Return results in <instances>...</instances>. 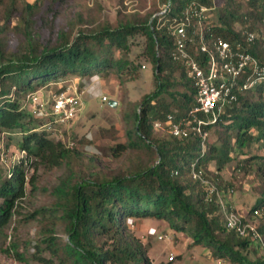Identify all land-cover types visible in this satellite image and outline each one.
<instances>
[{"label": "trees", "instance_id": "obj_1", "mask_svg": "<svg viewBox=\"0 0 264 264\" xmlns=\"http://www.w3.org/2000/svg\"><path fill=\"white\" fill-rule=\"evenodd\" d=\"M164 1L167 12L162 10L147 22L80 31L74 39L65 37L42 49L31 44L27 52L2 58L0 132L23 133L19 148L26 155L11 167L8 178L2 180L0 173V239L12 220L17 201L26 196L28 167L60 166L73 152L49 130L40 132L32 126L39 116L31 112L27 96L36 90L35 83L42 85L69 75L87 79L121 77L130 63L116 57L113 47L126 48L130 36L142 34L146 40L143 55L154 67L157 86L130 110L129 142L116 144L112 154L118 156L127 148H140L154 159L122 173L102 177L93 173L91 177L58 186L69 241L59 243L54 235L45 237L46 247L56 261L43 259L46 264H153L146 246L131 230L129 220L155 217L188 233L195 244L211 247L217 257L228 258L234 264H264L260 245L226 226L217 195L208 196V185L192 176L193 164L209 178L212 163L221 171L241 154L248 155L241 165L245 167L247 162L254 161L264 183V81L255 92L251 88L239 91L238 101L227 105L217 122L204 126L209 132L205 151L198 134L157 136L153 128L154 121L165 119L169 113L179 120L189 119L196 104L194 80L172 58L175 44L169 26L175 18L194 3L215 7L220 22L207 21V33L232 42L245 41L247 32L258 30L256 22H264V0ZM236 22L243 23L245 30H236ZM28 35L31 38L29 31ZM246 48L264 66V45L260 40L256 37ZM213 135L217 139L212 142ZM255 143H259L262 152L249 156L248 149ZM218 187L225 197L231 193L220 183ZM262 204L259 198L245 216H251ZM260 220L264 218L258 220L264 233ZM250 252L257 254L255 259H249Z\"/></svg>", "mask_w": 264, "mask_h": 264}, {"label": "rangeland", "instance_id": "obj_2", "mask_svg": "<svg viewBox=\"0 0 264 264\" xmlns=\"http://www.w3.org/2000/svg\"><path fill=\"white\" fill-rule=\"evenodd\" d=\"M164 8V0H0V61L27 52L31 44L42 49L65 37L74 39L80 31L147 22ZM207 18L210 22H220L218 9L210 7ZM256 24L258 30L251 32L264 45V22L257 21ZM234 27L245 30L241 22H236ZM145 42L144 35L136 34L129 37L126 48L113 47L116 57L130 63L121 77L111 75L98 81L96 76L87 79L69 75L42 85L35 83L33 92L39 96L42 105L28 103L31 112L39 116L32 126L40 132L49 130L73 152L60 166L28 167L26 196L17 201L12 220L0 239V264H46L44 259L56 261L44 238L54 235L59 243L69 241L57 192L63 182L70 184L84 176L91 177L93 173L100 177L122 173L154 159L152 154L140 148H127L118 156L112 154L116 144L127 145L129 142L130 110L157 86L154 67L143 55ZM260 82L251 88L253 92ZM93 85L91 90L94 92L91 93L89 86ZM83 90L82 105L76 118L64 124L53 122L52 129H48L46 124L55 120L52 115H47L55 94L62 91L74 94ZM103 95L115 96L120 104L110 106L109 100H103ZM154 134L169 135L156 129ZM22 137L21 132H0L2 180L9 177L11 167L19 164L26 155L19 148ZM216 139L217 136L213 135L211 140ZM248 150L249 156L262 152L259 143L252 144ZM245 158L248 155H236L221 171H217L212 163L209 174L218 186L220 183L223 188H233L230 194L226 193L225 199L231 200L241 215H247L259 198L264 203V183L257 174V165L251 160L243 167L241 164ZM260 223L264 225V220ZM131 230L146 246L153 264H234L228 258L215 256L211 247L195 244L188 233L175 230L166 221L155 217H137L136 226ZM160 234H166V237L160 239ZM172 253L175 255L173 260L170 259ZM256 256L255 252L249 253L251 260Z\"/></svg>", "mask_w": 264, "mask_h": 264}, {"label": "built area", "instance_id": "obj_3", "mask_svg": "<svg viewBox=\"0 0 264 264\" xmlns=\"http://www.w3.org/2000/svg\"><path fill=\"white\" fill-rule=\"evenodd\" d=\"M167 10L168 7L165 6L163 13ZM208 10L209 7L191 4L169 26L175 44L172 58L186 68L196 88V104L189 113V119L179 120L175 114L169 113L165 119L153 123L154 129L164 130L178 137H186L190 133L198 134L204 151L209 137L204 126L217 122L225 107L238 101L239 91L250 89L264 80V66L246 48V44L255 41L256 34L247 32L245 41L237 42L208 34ZM84 93L85 90L74 94L68 91L56 93L51 110L47 113L55 120L46 124L48 129H52L53 122L64 124L75 119ZM27 98L35 105H42L39 96L34 92L29 93ZM103 100L108 101V96H103ZM192 176L208 185V196L217 195L226 226L236 231L239 236L250 237L264 249V233L258 227V220L264 218V204L255 208L251 216L241 215L225 199L216 182L207 178L204 171L197 169L195 164ZM232 191L233 189L230 190ZM129 226H136V218L129 220ZM165 237L166 234L159 235L160 239ZM174 258L172 253L170 259Z\"/></svg>", "mask_w": 264, "mask_h": 264}, {"label": "crops", "instance_id": "obj_4", "mask_svg": "<svg viewBox=\"0 0 264 264\" xmlns=\"http://www.w3.org/2000/svg\"><path fill=\"white\" fill-rule=\"evenodd\" d=\"M96 78H97L98 81H101V78H102V77L96 76ZM94 83H95V82H94ZM93 87H94V85H93V86H89L90 92H91V91L94 92V90H91V88L93 89ZM89 89H88V90H89ZM92 92H91V93H92ZM103 96H105V95H103ZM108 98H109V101H110L111 99H115L116 97H115V96H108ZM115 100H117V105H119V104H120L119 100H118V99H115ZM109 101H108V103H109ZM117 105H116V106H117ZM116 106H115V107H116ZM238 207H239V206H238Z\"/></svg>", "mask_w": 264, "mask_h": 264}, {"label": "water", "instance_id": "obj_5", "mask_svg": "<svg viewBox=\"0 0 264 264\" xmlns=\"http://www.w3.org/2000/svg\"><path fill=\"white\" fill-rule=\"evenodd\" d=\"M109 105L112 106V107H115V106L117 105V100H115V99H111V100L109 101Z\"/></svg>", "mask_w": 264, "mask_h": 264}]
</instances>
